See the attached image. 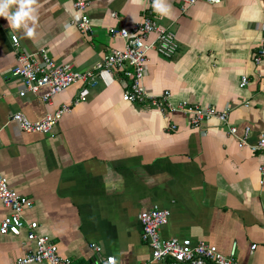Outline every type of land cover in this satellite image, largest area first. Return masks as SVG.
Returning <instances> with one entry per match:
<instances>
[{"label": "crops", "instance_id": "obj_1", "mask_svg": "<svg viewBox=\"0 0 264 264\" xmlns=\"http://www.w3.org/2000/svg\"><path fill=\"white\" fill-rule=\"evenodd\" d=\"M88 1L91 31L85 33L73 23L80 13L72 0H36L31 38L0 17V174L10 189L31 199L24 221L36 222L35 232L76 262L106 264L112 256L116 264H135L150 257L137 215L156 204L169 210L162 239L205 240L223 254L235 243L237 264H264L258 168L264 150L237 142L246 126L248 143L264 137V60L252 59L264 42V1L197 0L182 11L183 0H166V16L153 11L152 0ZM145 14L172 31L177 43L169 58L149 52L147 91H168L173 107L194 102L227 109L236 135L215 118L191 127L180 111L163 114L123 101L128 81L118 70L100 72L94 86L67 87L51 104L39 96L44 89L19 95L23 85L10 74L11 34L21 52L44 47L56 61L85 69L122 46L109 27H131ZM243 75L248 81L240 87ZM63 103L71 109L48 134L23 131L10 120L15 112L37 120ZM9 213L0 202V219ZM33 249L24 229L0 233V264H16Z\"/></svg>", "mask_w": 264, "mask_h": 264}, {"label": "built area", "instance_id": "obj_2", "mask_svg": "<svg viewBox=\"0 0 264 264\" xmlns=\"http://www.w3.org/2000/svg\"><path fill=\"white\" fill-rule=\"evenodd\" d=\"M148 1V0H145ZM197 0H183L181 10L185 11ZM208 3H218L220 0H204ZM264 1V0H263ZM73 7L79 11V17L73 21L81 33L91 31L89 16L85 10L89 6L88 0H72ZM111 36L122 39V46L110 49L91 67L85 69L73 68L68 62L56 61L45 49L41 47L34 52H21L18 49L19 39L15 34L10 35L11 44L15 52V64L11 68L12 77L20 79L23 87L20 96L26 94L36 95L40 90L43 102L51 104L52 97L67 87L80 84L94 86L100 72L120 71L128 81L122 93V100L139 104L148 109L167 114L171 111H180L191 127H199L205 121L215 118L227 125V132L236 135L235 125L227 123L228 110H219L212 106H201L197 103L181 102L173 107L168 101V91L157 95L147 91L144 85V76L149 52H155L161 57L169 58L177 50L175 35L172 31L157 24L150 15L145 14L131 27H109ZM253 62L260 64L264 60V42L253 54ZM247 77L241 76L239 86L247 84ZM81 98V97H80ZM75 101H78L75 99ZM71 109L69 104L63 103L57 109L46 113L37 120H29L20 112L10 116V120L26 132L48 134L53 126L65 113ZM171 129L176 125L172 123ZM250 128L244 127L242 134L237 136L239 146H248L251 151L264 150V137L255 143H248ZM260 181H264V165H260ZM0 202L10 209V213L0 219V233L18 235L25 230L26 239L34 242L32 252L16 259V264H92L79 263L71 258L61 256L57 246L45 235L35 232L36 222L26 223L22 212L32 206L28 197L21 195L8 187L5 177L0 174ZM169 210L159 205H153L140 211L137 215L141 226V240L150 248V257L135 264H237L235 259V243H232L228 254L221 253L217 247L205 240L195 242L189 239L171 237L162 239L159 229L167 223ZM92 246L95 250L98 247ZM254 247V245H252ZM106 264H116L114 257H107Z\"/></svg>", "mask_w": 264, "mask_h": 264}, {"label": "clouds", "instance_id": "obj_3", "mask_svg": "<svg viewBox=\"0 0 264 264\" xmlns=\"http://www.w3.org/2000/svg\"><path fill=\"white\" fill-rule=\"evenodd\" d=\"M151 7L158 15L166 16L171 6L166 0H152ZM0 17L6 18L11 28L22 29L31 38L37 22L36 0H0Z\"/></svg>", "mask_w": 264, "mask_h": 264}]
</instances>
